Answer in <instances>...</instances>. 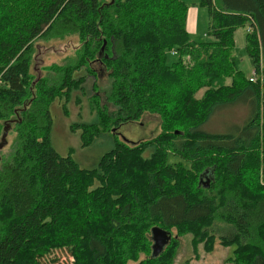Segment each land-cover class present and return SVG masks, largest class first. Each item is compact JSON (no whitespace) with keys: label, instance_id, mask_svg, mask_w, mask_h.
<instances>
[{"label":"trees","instance_id":"obj_1","mask_svg":"<svg viewBox=\"0 0 264 264\" xmlns=\"http://www.w3.org/2000/svg\"><path fill=\"white\" fill-rule=\"evenodd\" d=\"M6 1L0 5V129L2 136L14 123L16 136L11 155L0 159V264H124L142 252L140 264H172L184 233L207 251L216 236L234 245L226 262L264 264V0H200L211 40L189 37L182 0ZM243 24L254 28L244 41L261 74L255 81L235 55L233 32ZM70 35L78 37L74 52L29 82L34 44ZM94 61L108 72L106 100L114 109L94 89L95 121L76 123L81 146L147 111L162 115L165 103L172 130L130 146L116 143L84 168L52 146L49 109L83 89ZM239 100L241 117L246 108L250 114L236 132L201 129L216 107ZM194 103L204 109L195 112ZM166 146L190 165L175 170L165 162ZM205 164L207 187L199 185L201 173L193 177V167ZM152 227L176 232L155 256ZM57 253L72 259L54 263Z\"/></svg>","mask_w":264,"mask_h":264},{"label":"rangeland","instance_id":"obj_2","mask_svg":"<svg viewBox=\"0 0 264 264\" xmlns=\"http://www.w3.org/2000/svg\"><path fill=\"white\" fill-rule=\"evenodd\" d=\"M188 4L186 13L185 27L189 34V37L193 40L205 39L211 40V36H208V14L206 8L200 4V0H182ZM0 5L6 6L8 2L6 0H0ZM248 29V30H247ZM252 26L243 24L237 26L233 32V41L235 46V55L239 59V68L246 78H249L254 70V65L251 57L245 50V35L246 32L253 31ZM78 45V37L76 35L62 37H55L44 41H37L33 50L31 49V55L28 62L27 74L29 76V82L33 81L34 76L37 79L38 73L43 76L46 72V68L52 63H58L65 56L74 52ZM167 61L172 62L176 59L174 52H169L167 55ZM90 66L95 71L94 75H86L83 83V89L73 91L70 99L63 104V101L56 99L51 103L50 115L52 119V127L50 133V142L55 150L60 155L69 154L81 167L91 168L94 167L101 154L113 147L116 143L126 144L128 146L133 145L135 142L144 140H152L162 132L163 128L172 130L170 124V116L168 115L167 107L169 104L162 105L165 109L160 108L161 114L145 112L141 115L136 122H127L119 126L109 127L101 133L100 137L95 139L91 145L81 146L80 132L82 129L76 126V123L89 124L95 121L94 110L91 109L89 99L94 93V89L101 101L105 106L112 110L114 106L106 100V92L109 87L108 72L104 69L99 62H91ZM96 76V78H95ZM95 82L94 88L92 83ZM33 83H31V86ZM33 88V87H31ZM203 89L198 91L196 97L200 98ZM28 99V97H26ZM244 102L239 100L229 106L216 107L209 119L201 127L202 130L213 133H231L236 132L243 126L246 116L250 114V109H247L246 116L244 115V109L242 104ZM195 104V103H194ZM64 105V107H63ZM197 112L204 109V105H193ZM194 110V109H193ZM193 116H196L193 111ZM16 116L12 115L11 118ZM18 117V115H17ZM163 120H167V125L162 124ZM185 122H183L184 124ZM2 129V127H1ZM0 129V137L2 130ZM170 130V131H171ZM168 132V131H167ZM175 133L181 134L180 131L174 130ZM16 131L14 123L10 125V128L6 132L5 144L0 146V159L5 160L6 157L13 152V145L15 142ZM166 146L165 162H167L178 170L182 163L190 165V161L184 159L177 152L168 149ZM150 149L143 151L144 156L150 155ZM204 158L209 156H203ZM208 164V163H207ZM193 167V177L196 174L201 173L205 166ZM182 170L181 168H179ZM222 225H216V232L221 231ZM219 228V229H218ZM172 237L176 236L174 229H170ZM178 245L173 255L172 264H236L234 262H226V258L233 256L234 245H222L219 243V239L213 241L212 249L205 250L203 242L194 244L192 242V235L190 233H184L177 236ZM193 245V246H192ZM171 249H174V247ZM146 253L142 252L136 258H128L124 261V264H140L141 261L146 259ZM66 254L57 253L54 258V263H66L71 260Z\"/></svg>","mask_w":264,"mask_h":264},{"label":"water","instance_id":"obj_3","mask_svg":"<svg viewBox=\"0 0 264 264\" xmlns=\"http://www.w3.org/2000/svg\"><path fill=\"white\" fill-rule=\"evenodd\" d=\"M104 45V42H103ZM103 45L101 46L100 50H102ZM7 132V130H6ZM6 132L3 133V135L1 136V141H0V146L5 144V136H6ZM199 185H202L204 187H207L209 184V177H208V172L204 171L200 174L199 176ZM171 234L170 232L158 228V227H152L151 228V240H152V255L155 256L157 255L165 246V244L168 242V240L170 239Z\"/></svg>","mask_w":264,"mask_h":264},{"label":"built area","instance_id":"obj_4","mask_svg":"<svg viewBox=\"0 0 264 264\" xmlns=\"http://www.w3.org/2000/svg\"><path fill=\"white\" fill-rule=\"evenodd\" d=\"M258 77H261V74L260 73H256L255 71H253L252 75L249 77V80L250 81H255Z\"/></svg>","mask_w":264,"mask_h":264}]
</instances>
